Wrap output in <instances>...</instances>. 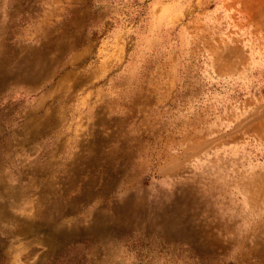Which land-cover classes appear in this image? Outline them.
<instances>
[{
	"label": "rangeland",
	"instance_id": "1",
	"mask_svg": "<svg viewBox=\"0 0 264 264\" xmlns=\"http://www.w3.org/2000/svg\"><path fill=\"white\" fill-rule=\"evenodd\" d=\"M0 264H264V0H0Z\"/></svg>",
	"mask_w": 264,
	"mask_h": 264
}]
</instances>
